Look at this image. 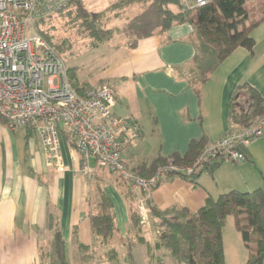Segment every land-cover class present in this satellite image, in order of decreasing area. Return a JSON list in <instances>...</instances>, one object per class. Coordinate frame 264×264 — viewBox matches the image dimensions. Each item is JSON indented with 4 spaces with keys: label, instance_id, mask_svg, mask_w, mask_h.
I'll return each mask as SVG.
<instances>
[{
    "label": "crops",
    "instance_id": "0c3cea01",
    "mask_svg": "<svg viewBox=\"0 0 264 264\" xmlns=\"http://www.w3.org/2000/svg\"><path fill=\"white\" fill-rule=\"evenodd\" d=\"M133 23L135 32L112 50L110 63L99 78V86L107 84L117 92L114 112L139 127V137L123 151L131 169L158 154L169 158L184 155L193 139L206 137L209 144L227 130L238 129L230 120V102L239 85L248 82L264 97V20L253 31L254 49H235L203 85L201 96L188 77L195 54L192 26L174 23L165 29L161 17L152 28L151 20L142 13ZM25 130L27 145L21 156L15 140L9 137L12 130L0 124V264H45L41 253L47 234L50 241L53 237L49 227L52 216L61 226L67 254L75 232L83 243L78 228L83 213L89 222L88 206L100 175L106 178L103 187L113 201L119 233L125 235L131 229V202L123 193L126 185H117L119 177L96 168L94 178L87 180L76 171L80 158H72L64 135L61 150L66 169L58 173L49 166L38 136L29 128ZM148 132L158 137L152 155L144 147ZM138 140L142 143L139 153L132 148ZM250 147L246 148L247 160L254 159ZM203 173L196 183L176 175L165 177L151 192L150 202L162 209L187 206L197 210L207 197L239 188L231 180L222 186L218 171Z\"/></svg>",
    "mask_w": 264,
    "mask_h": 264
},
{
    "label": "trees",
    "instance_id": "16d2710c",
    "mask_svg": "<svg viewBox=\"0 0 264 264\" xmlns=\"http://www.w3.org/2000/svg\"><path fill=\"white\" fill-rule=\"evenodd\" d=\"M83 0H68L58 11L61 12L72 4L78 6V17L85 19V27L95 37L92 47H98L109 41L113 36V29L102 28L90 19L89 12L84 7ZM148 0H120L113 8H125L134 3ZM162 16L163 28L167 29L174 23H189L193 28L192 42L195 54L188 70L190 82L201 96L203 85L210 80L213 73L238 47L253 50L256 40L254 29L264 20V0H207L198 5L195 0H154ZM253 2V3H252ZM257 6H250V4ZM175 5L178 10H173ZM37 21V26L44 21ZM42 33V30H41ZM42 35L56 48L46 33ZM61 54V53H60ZM69 75L73 85L86 91L80 86L76 71L69 68ZM264 113V97L260 91L245 82L239 85L230 102V120L239 128L250 126L254 120ZM32 130L29 128V132ZM206 137L193 139L184 155L175 154L177 163L191 164L206 146ZM247 155V149H244ZM248 158V155H247ZM169 157L158 154L152 160L142 163L137 169H132L139 176L150 178L158 167L165 164ZM225 159L208 162L200 173L196 175H176L190 182L196 183L203 172L214 174ZM168 177V176H167ZM100 175L94 182V189L99 195V213L88 214L89 227L94 237L102 239L107 244L119 230L114 210V204L104 189L106 178ZM102 181H104L102 183ZM120 185H126L123 191L131 202L130 225L132 229L140 227L141 217L138 213L135 195L128 183L120 178ZM160 183V182H159ZM158 183V184H159ZM155 185L152 191L158 186ZM151 191V192H152ZM151 194V193H150ZM150 194L146 195L150 207V217L157 220L159 227L158 238L154 248H167L178 264H226L224 245V226L227 218L234 215L236 227L242 234L248 250L246 264H263L264 262V188L253 191L231 189L221 193L218 197L209 196L197 210L190 207H170L162 209L150 202ZM49 227L53 230L50 241L49 264H69L66 241L61 226L54 216L50 217ZM81 246L87 247L81 243ZM132 243L129 244L126 258L133 264L134 253ZM109 252H113L111 249ZM160 264H164L161 256H156ZM118 264V262H114Z\"/></svg>",
    "mask_w": 264,
    "mask_h": 264
},
{
    "label": "built area",
    "instance_id": "2783aa9c",
    "mask_svg": "<svg viewBox=\"0 0 264 264\" xmlns=\"http://www.w3.org/2000/svg\"><path fill=\"white\" fill-rule=\"evenodd\" d=\"M67 1L0 0V124L12 131L30 128L46 150L49 166L58 173L66 169L64 135L72 158H80L76 171L87 180L99 168L128 183L142 223L150 218L146 195L165 177L196 175L216 159L247 160L244 149L264 137V113L250 126L229 129L206 144L191 164L169 158L150 178L133 172L123 151L139 137V127L114 112L116 90L103 84L80 92L61 54L38 29V20L59 11ZM206 2L195 0L198 5Z\"/></svg>",
    "mask_w": 264,
    "mask_h": 264
},
{
    "label": "rangeland",
    "instance_id": "374dc122",
    "mask_svg": "<svg viewBox=\"0 0 264 264\" xmlns=\"http://www.w3.org/2000/svg\"><path fill=\"white\" fill-rule=\"evenodd\" d=\"M119 1H82L90 14V19L95 18V23L102 28L113 29L111 39L98 47H92L95 37L91 36L86 29L84 25L85 19L78 17L77 4H72L61 12L52 13L38 25L39 31L42 30V33H46L58 47L66 65L76 71L80 84L85 85L87 88H96L100 85L101 81L99 78L102 77L103 72L110 63L108 59L113 54L112 50L118 49L121 41L126 40L127 36L129 37L135 32L136 29L133 22L139 18L141 13L144 14V17L151 20L152 28L155 27V24L161 22L162 16L154 0L134 3L121 9L113 8ZM252 3L250 6H257L256 3ZM169 7L175 11L178 10L175 5H170ZM114 46L116 47L113 48ZM8 134L12 140H15L18 152L22 156L27 145L25 128L8 131ZM144 137L147 138L144 142L146 153L152 155L153 149L158 146V137H152L149 132ZM250 146L254 151V159L243 162L225 159L216 169L219 176L218 180L222 183V186L228 183V180H231L232 183H235L234 185L239 187L235 189L241 191H253L256 188H264V137L259 138ZM141 147V140H138L132 148L139 153ZM207 174L209 173L204 172L202 175L206 176ZM112 176L116 177V175ZM117 185L121 188L119 183ZM93 196L92 205L88 206V212L99 213V195L96 189H94ZM85 215L86 213H83V221L79 225L78 233L80 239H84L83 243L87 247L80 245L81 243L75 232L70 241L69 254H67L69 264H114V262L132 264L126 258L130 243H132V252L134 253L133 264H160L156 257L157 255L161 256L164 264H178L169 249L158 250L154 248L158 238L159 227L152 217L149 218L147 223L140 222L139 230L131 228L127 230L125 235L119 233L118 230L114 237L105 244L101 238L92 235ZM85 238L88 239L85 240ZM43 243L45 248L41 253V257L45 264H49L50 239L48 234ZM224 245L226 264H246L248 250L242 234L236 227L234 215L229 216L225 223ZM111 249H113V252L108 253Z\"/></svg>",
    "mask_w": 264,
    "mask_h": 264
}]
</instances>
